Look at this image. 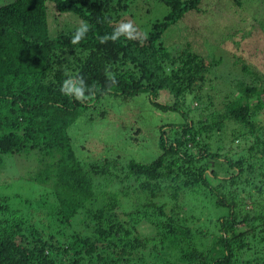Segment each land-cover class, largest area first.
Here are the masks:
<instances>
[{
    "label": "trees",
    "instance_id": "trees-1",
    "mask_svg": "<svg viewBox=\"0 0 264 264\" xmlns=\"http://www.w3.org/2000/svg\"><path fill=\"white\" fill-rule=\"evenodd\" d=\"M134 1L0 2V169L34 155L35 173L25 176L39 189L36 198L16 194V205L0 195V264H264V73L237 60L251 78L233 82L241 96L217 84L225 97L216 103L209 92L203 106L209 74L228 78L214 71L222 58L190 46L173 53L163 40L187 13L203 12V0H161L162 19L111 39ZM49 2L88 22L78 42L76 28L50 34ZM143 93L183 117L160 125L156 158L81 159L69 128L82 113ZM189 94L200 117L184 108ZM229 124L232 140L214 149ZM224 165L234 173L221 176Z\"/></svg>",
    "mask_w": 264,
    "mask_h": 264
},
{
    "label": "rangeland",
    "instance_id": "rangeland-1",
    "mask_svg": "<svg viewBox=\"0 0 264 264\" xmlns=\"http://www.w3.org/2000/svg\"><path fill=\"white\" fill-rule=\"evenodd\" d=\"M240 1L238 5L232 0H203V12L190 11L164 33L165 45L173 53L190 46L204 56L222 58L214 71L228 78L222 80L217 78L214 72L209 74L208 80L201 83L203 90L200 92L205 96V103H201L203 106L209 102L206 95L209 92L215 96L216 103L225 97V94H218V88H212L217 84L228 88L232 86L235 96H241L240 90L233 82L240 79L251 82V78L242 73V66L236 63L237 60L246 58L250 66H255L264 73V0ZM49 9L52 36L55 35L54 32L62 29H79L82 23L88 25L86 20L77 17L75 13H59L53 2H49ZM168 11L169 7L161 0H135L128 11L119 12L120 23L131 21L133 27L145 29L144 27H149L153 21L162 19ZM235 41L239 42V46ZM232 51L236 53V57ZM161 99L173 103L166 90L161 93ZM256 101L255 97L251 99L253 104ZM183 105L185 109L191 110L193 117H200L203 114L201 109L197 111L200 107L199 104L197 106L193 94L186 96ZM102 109L107 111L106 116H100L99 112ZM91 116L94 118L91 119ZM180 119L183 117L177 112L162 111L154 107L145 93L129 102L112 96L83 112L70 126L69 133L75 140L76 153L83 156L81 159L84 161L119 155L125 162L127 159L135 158L141 163H149L160 152L158 146L160 125ZM231 129L232 126L229 124L224 132L222 130L219 135L213 136V142L217 140L213 144L214 149L232 140L229 136ZM224 137L225 140H220ZM238 144V141L228 144L226 149L234 147L230 153L233 155L234 151L238 150ZM36 154L39 156V152L36 151ZM36 158L34 155L30 159L28 157L29 160L17 157L16 163L5 162L6 169H0V195L12 196L13 200L10 202L14 205L17 204L14 198L16 194L29 198L39 196V189L34 186L36 185L34 181L25 176L27 173H35L38 164ZM216 170L220 171L221 176H228L234 171L227 165ZM146 230L152 231L153 228L147 225Z\"/></svg>",
    "mask_w": 264,
    "mask_h": 264
},
{
    "label": "clouds",
    "instance_id": "clouds-1",
    "mask_svg": "<svg viewBox=\"0 0 264 264\" xmlns=\"http://www.w3.org/2000/svg\"><path fill=\"white\" fill-rule=\"evenodd\" d=\"M87 31H88V25L86 23H82L80 28L77 30V34L75 36V39L73 40V43L78 42L84 36V34ZM135 34H136V29L133 27L132 22L129 21L127 23H121L120 26L118 27V29L115 31V33L111 36V39L115 40L120 35H125L128 38L132 39V38H135ZM81 82H83V80H81ZM66 83L67 82H65V84ZM61 91L63 92L64 88H62ZM72 93L73 92L70 91V92H67L66 94H72ZM74 95H75L76 99H78V100L85 99L84 89L76 88L74 90Z\"/></svg>",
    "mask_w": 264,
    "mask_h": 264
}]
</instances>
